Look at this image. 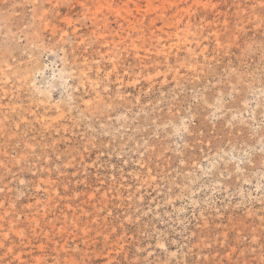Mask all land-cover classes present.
Returning <instances> with one entry per match:
<instances>
[{"label":"rangeland","instance_id":"374dc122","mask_svg":"<svg viewBox=\"0 0 264 264\" xmlns=\"http://www.w3.org/2000/svg\"><path fill=\"white\" fill-rule=\"evenodd\" d=\"M0 264H264V0H0Z\"/></svg>","mask_w":264,"mask_h":264},{"label":"bare ground","instance_id":"6f19581e","mask_svg":"<svg viewBox=\"0 0 264 264\" xmlns=\"http://www.w3.org/2000/svg\"><path fill=\"white\" fill-rule=\"evenodd\" d=\"M175 2V1H174ZM182 2V1H181ZM178 3V2H177ZM180 10V9H179Z\"/></svg>","mask_w":264,"mask_h":264}]
</instances>
